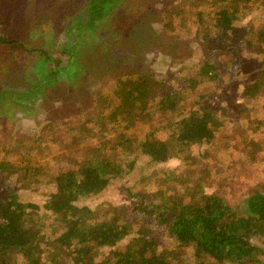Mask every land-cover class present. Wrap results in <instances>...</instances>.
I'll return each instance as SVG.
<instances>
[{"label":"trees","instance_id":"16d2710c","mask_svg":"<svg viewBox=\"0 0 264 264\" xmlns=\"http://www.w3.org/2000/svg\"><path fill=\"white\" fill-rule=\"evenodd\" d=\"M258 1L264 0H171L160 9L165 29H174L175 12L191 11L195 19L188 24L207 51L183 73L124 72L94 91L92 106L64 115L66 127L93 141L83 146L82 160L52 166L54 189L44 211L10 185L1 188L0 264H264V246L250 239L264 234V136L241 132L230 141L244 139L230 156L260 167L251 172L252 187L241 203L232 202L228 192L205 190L233 175L217 172L211 149L203 148L216 143L225 122L239 118L225 105L202 104L214 89L205 83L240 78L233 71L242 56L256 59L242 95L257 96L254 108L242 112L256 114L253 130L264 132V77L256 72L264 74L258 63L264 62V23L236 43L228 34ZM245 145L252 152L248 159L241 156ZM142 155L155 163L174 157L183 169L169 167L159 180L162 189L134 191L135 207L79 203L129 172ZM34 165L25 164L24 177L39 173ZM41 166L49 168L45 162Z\"/></svg>","mask_w":264,"mask_h":264},{"label":"rangeland","instance_id":"374dc122","mask_svg":"<svg viewBox=\"0 0 264 264\" xmlns=\"http://www.w3.org/2000/svg\"><path fill=\"white\" fill-rule=\"evenodd\" d=\"M170 1L119 0L96 21V34L91 32L73 39L72 36L66 37L61 22L56 24L52 38L45 34L41 25V15L64 0H0V27L5 25L0 28V190L10 185L20 198L38 203L40 210L44 211L43 202L54 189L52 166L62 165V161L74 162L76 158L82 160L85 154L83 146L93 141L79 136L80 130L66 127L68 121L64 115L92 106L94 91L109 85L113 78L122 76L124 72L166 75L174 71L179 74L178 71L183 73L186 67L204 55L207 49L200 45L201 36L198 39L194 37L195 31L187 21L195 19L190 15L191 11L183 16L175 12L178 22L174 29L163 27L160 9ZM259 2L252 5L246 16L236 21L235 31H228L231 43L238 42L243 34L263 25L264 1ZM137 9L141 12L137 13ZM50 45L59 66L62 64L67 81L45 83V72L37 73L40 53L50 52ZM46 59L47 56L42 55V60ZM255 60L253 55L242 56L233 71V77L240 72V78L235 77L232 82L221 80L218 85L207 81L208 89H214L202 102L203 105H213L215 109L225 105L229 111L239 115L235 123L225 122V126L219 128L216 143L203 146L211 149V159L216 162L214 168L217 172L228 177L233 175L230 179L221 178L217 184L204 186L205 190L228 192L234 203L243 202L252 187L251 172L256 168L260 170L259 166L241 163L240 159L230 156L233 146L244 140L240 138L238 143L231 145L233 136L238 137L241 132H247L249 136L255 134L258 138L264 136L263 127L259 131L253 130L252 121L257 115L253 117L242 112L254 108V98L257 97L247 95L244 98L241 89L244 79L249 77L245 75L254 70ZM258 63L264 66L261 58ZM256 72L258 78L263 79L264 74L259 70ZM188 108L186 105L183 109ZM72 124L79 126L76 121ZM235 127L239 132L233 131ZM226 133L231 136H225ZM250 154L251 150L245 145L241 156L248 159ZM27 162L38 166L39 173L33 174L37 176L24 177ZM44 162L49 165L48 169L41 166ZM169 167L179 170H174L177 173L183 169L178 167V159L174 157L155 163L145 155L138 156L129 172L102 191L80 197L79 203L102 208L107 204L135 207L138 196L132 193L148 188L162 189L163 184L159 180L166 177ZM32 178L36 179L34 183ZM191 182L195 184L193 180ZM158 234L162 231L159 230ZM250 239L264 246V234H253ZM126 241L127 237L120 243ZM106 249L103 247L102 251Z\"/></svg>","mask_w":264,"mask_h":264},{"label":"flooded vegetation","instance_id":"af4514ba","mask_svg":"<svg viewBox=\"0 0 264 264\" xmlns=\"http://www.w3.org/2000/svg\"><path fill=\"white\" fill-rule=\"evenodd\" d=\"M118 2L119 0H64L62 3L53 5L41 15V25L45 34L48 33L51 38V33L54 31V28H56L58 22L64 24L63 28L67 38L70 36H72L73 39L83 37L87 33H95V25L99 17L103 16L105 10L115 7ZM3 27H5V25L0 28ZM0 39H2L1 35ZM6 40H10V38ZM52 43L53 42H51V44ZM49 49L50 52L47 54L40 53L37 73L41 71L45 72L47 76H45V83H50L51 81H67V78H64L63 75L62 64L59 66L58 58L54 56L55 52L51 50V45ZM42 55L47 56V59L42 60ZM45 83L43 82V84Z\"/></svg>","mask_w":264,"mask_h":264}]
</instances>
